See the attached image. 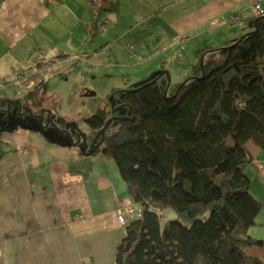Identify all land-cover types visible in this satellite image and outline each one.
I'll return each mask as SVG.
<instances>
[{"label":"crops","instance_id":"obj_1","mask_svg":"<svg viewBox=\"0 0 264 264\" xmlns=\"http://www.w3.org/2000/svg\"><path fill=\"white\" fill-rule=\"evenodd\" d=\"M91 1L0 0V83L21 74L24 87L44 88L48 70L60 64L54 76H65L67 101L74 103L95 92L60 73L71 62L88 63L74 70L79 76L93 65L127 67L125 79L132 81L160 72L184 80L200 49L226 46L250 32L252 4L264 8V0H98L94 16ZM62 86L51 95L59 101L67 92ZM50 116L46 129L27 123L4 130L9 147L0 148V264H115L126 231L117 218L128 198L125 184L110 160L90 151L95 143L82 138L75 121ZM245 170L250 193H259L264 204V151ZM248 234L264 240L263 211Z\"/></svg>","mask_w":264,"mask_h":264},{"label":"trees","instance_id":"obj_2","mask_svg":"<svg viewBox=\"0 0 264 264\" xmlns=\"http://www.w3.org/2000/svg\"><path fill=\"white\" fill-rule=\"evenodd\" d=\"M253 18V31L200 49L174 95L159 79L111 91L121 93L130 116L89 149L114 162L139 212L124 224L115 264H264V240L248 234L264 204L245 173L264 151V12ZM107 104L85 119L89 131L112 124ZM167 209L176 218L162 233ZM117 218L123 224L120 211Z\"/></svg>","mask_w":264,"mask_h":264},{"label":"rangeland","instance_id":"obj_3","mask_svg":"<svg viewBox=\"0 0 264 264\" xmlns=\"http://www.w3.org/2000/svg\"><path fill=\"white\" fill-rule=\"evenodd\" d=\"M253 5V4H252ZM236 22V21H235ZM239 23V22H238ZM253 31V30H251ZM250 31V32H251ZM4 55L1 54L0 58ZM82 65H88L87 62L79 63V62H71L69 65L61 70L60 73L67 74V77L71 80V85L78 82L79 79L84 80V83H87L91 88H87V86H82L84 90L87 88L91 91L95 92L94 96H87V97H76L74 99V103H70L67 101V94L70 92L68 90L69 86L67 82L61 80L65 77H59V74H55V71H60V64L56 65L53 69L48 70V77L46 78L45 82L48 83L49 86L45 82L44 88L40 86V84L35 83L30 87H24L22 85L23 78L21 74H17V80H13L12 78H7V81H2L0 83V148L4 146V149L8 148L9 141L6 140L5 142L2 140V136H5L4 130L12 129L15 126V123L20 124H34L37 122V125L40 127V123L42 124L43 128H47L49 122H53L50 115L52 113L56 115H61L63 118L75 121L76 127L80 130L78 132L82 133L83 136L87 137L89 142L98 143L102 146V138L104 134H109L112 126H115L119 122V117H129L130 110L129 107L126 105H122L120 101V92L115 91L111 94L112 90H128V89H135L147 82L156 81L158 79V85L163 89L166 95H174L177 88V83L182 80H176L175 72H170L172 76H174L171 80L167 76H161L156 74L152 78H145L141 80L138 77L137 80L132 81L131 79H125L126 73H129L131 69L127 67L123 68H116V67H104L95 70L93 65L91 67L85 66L84 70L81 72L82 74L79 76L78 74H74V70H77ZM1 69V63H0ZM95 70V71H94ZM144 72H141L143 74ZM4 83V84H2ZM64 85L62 89L66 92L61 98L60 101L57 97H52L51 95L55 94L57 90V85ZM82 84H79V87ZM77 87V85H76ZM74 88V87H73ZM43 90L48 91L45 95V98L42 99L41 103L40 100L36 101L32 97V100L25 97V91H36L37 97L40 98L42 93H45ZM35 96V95H34ZM36 98V97H35ZM28 102L29 104H27ZM102 102H108L107 104V111L110 109L109 116L107 118V124L109 121H113L112 124H108L104 128L89 131L85 119L89 117L96 108L97 104H101ZM61 103V104H60ZM36 117L33 119V117ZM56 122H58V117H55ZM70 122V121H68ZM68 123L66 122V125ZM36 125V126H37ZM62 125H65L63 123ZM65 125V126H66ZM67 127V126H66ZM51 128V125H49ZM41 130V128H39ZM90 132V133H89ZM45 136L51 137L47 133H43ZM100 136V137H99ZM56 137V136H55ZM53 138V137H52ZM11 144H13L11 142ZM95 144V146H98ZM1 150V149H0ZM105 162V161H104ZM113 162V161H111ZM114 164V162H113ZM246 171V170H245ZM31 178V177H29ZM27 180V179H26ZM29 180V179H28ZM259 187V186H258ZM254 198L259 197V193H252ZM258 200V199H257ZM262 203L260 200H258ZM207 215V212L204 213L203 217ZM176 218L175 213L167 209L163 211L162 214V224H161V231L165 233L167 230V225L170 220Z\"/></svg>","mask_w":264,"mask_h":264},{"label":"built area","instance_id":"obj_4","mask_svg":"<svg viewBox=\"0 0 264 264\" xmlns=\"http://www.w3.org/2000/svg\"><path fill=\"white\" fill-rule=\"evenodd\" d=\"M100 7H99V1L98 0H92L91 1V11L92 14L95 16L98 14ZM252 10L254 11L255 14H262L264 12L262 6L259 3H255L252 5ZM237 19V16H232L230 17V20ZM107 20L102 21V25L106 24ZM120 217H121V222L125 224L126 220L128 218H131V216H138L139 212L135 213L133 204L131 200L129 199H123L120 202Z\"/></svg>","mask_w":264,"mask_h":264},{"label":"water","instance_id":"obj_5","mask_svg":"<svg viewBox=\"0 0 264 264\" xmlns=\"http://www.w3.org/2000/svg\"><path fill=\"white\" fill-rule=\"evenodd\" d=\"M255 26V25H254ZM167 76V75H166ZM167 78H168V76H167ZM92 93V95L94 94V92H91ZM165 93V92H164ZM85 94H88V92H86ZM33 117V116H32ZM33 118H36V117H33ZM17 125H19V123H16ZM20 125H23V124H20ZM40 127H42L43 128V126H42V124L40 123Z\"/></svg>","mask_w":264,"mask_h":264},{"label":"flooded vegetation","instance_id":"obj_6","mask_svg":"<svg viewBox=\"0 0 264 264\" xmlns=\"http://www.w3.org/2000/svg\"><path fill=\"white\" fill-rule=\"evenodd\" d=\"M33 119H35V118H33ZM29 123V122H28ZM35 124H37V122H35ZM15 125H17L16 123H15Z\"/></svg>","mask_w":264,"mask_h":264}]
</instances>
